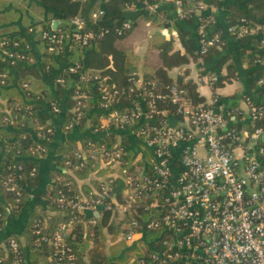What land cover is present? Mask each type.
Segmentation results:
<instances>
[{
  "label": "built area",
  "instance_id": "obj_1",
  "mask_svg": "<svg viewBox=\"0 0 264 264\" xmlns=\"http://www.w3.org/2000/svg\"><path fill=\"white\" fill-rule=\"evenodd\" d=\"M86 2V0H79ZM172 3L183 17L182 0H164ZM204 1L197 2V8L205 7ZM155 5H149L152 10ZM103 10L92 13L96 19ZM85 20L74 17L70 23L76 28L73 33L62 30L45 31L29 28L30 34L39 35L45 42V49L51 55H58L67 48V41L85 46L95 36L84 31ZM129 24L124 23L123 28ZM229 32L232 30L229 28ZM241 28L237 36L245 34ZM264 42V26H262ZM220 43L218 35L208 36L204 25L199 27V54L204 56L208 49ZM2 56L15 62H32V58L23 53L26 46L19 49L18 43L0 42ZM66 72L78 75L80 81L93 80L97 84L98 109L103 114L104 125L96 130L110 127L116 131L133 132L134 141L123 146L118 143L88 141L64 158L63 171L72 174L82 169L88 161H94L99 168L106 170L99 182V192L94 197L67 195L70 184L61 178L63 191H58L56 206L59 210H70L84 216L87 211H110L119 224V240L134 245L141 250V256H135L128 264H264V167L257 155L264 157V144L260 135L264 127L254 128V121L263 117V110L257 104L247 102L251 128L240 135L236 128L227 127L226 117L230 111L222 106H193L177 87L169 88L170 102L176 106L178 119L186 124L174 126L168 114L159 111L156 101L165 96L154 91V83L141 87H132L129 93L139 91L131 98L124 109L114 108L119 103V92L113 86H107L96 75L82 73L79 64H69ZM215 81V77L211 78ZM55 82L63 84L57 77ZM5 85V75L0 74V86ZM23 88L29 90L27 84ZM76 92L73 97L75 106L73 117L65 124L70 130L78 125L82 109H86L85 99L89 92ZM37 100L41 99L39 92ZM217 102V103H216ZM27 101L24 111L31 108ZM214 106V107H213ZM224 109V111H223ZM17 110L20 109L17 107ZM50 111L58 113V106L50 104ZM20 115H11L10 110L2 118L3 123L14 126L20 123ZM37 127L33 132L35 144L27 152L28 157L37 159L45 153L49 142L46 135H52L49 128L43 132ZM6 148V145H3ZM198 149L203 153L198 154ZM133 151L136 162L148 166L149 172L142 170L129 174L123 169L122 155ZM19 153V151H17ZM11 169L18 171L11 173ZM7 174H0V189L10 195L13 209L19 210L22 188L19 185L23 177L35 178L36 167L25 174L22 165L8 167ZM115 180H121L124 188L119 198L111 195ZM12 206V205H11ZM146 215L144 217L143 215ZM2 213L0 211V231ZM62 224L51 237H41L40 241L50 246L53 260L50 264H77L76 258L66 243L72 221ZM93 225L95 220L88 219ZM150 231L156 237L144 242V233ZM34 235H40V227L34 225ZM8 252L14 259L12 264H21L19 242L8 239ZM0 257V264L6 259Z\"/></svg>",
  "mask_w": 264,
  "mask_h": 264
},
{
  "label": "crops",
  "instance_id": "obj_2",
  "mask_svg": "<svg viewBox=\"0 0 264 264\" xmlns=\"http://www.w3.org/2000/svg\"><path fill=\"white\" fill-rule=\"evenodd\" d=\"M77 1V0H74ZM106 0H88L86 3L85 17L92 19V13L103 10ZM205 7L198 9L194 0H184L183 7L187 12L185 16L180 17L176 7L164 0H130V4L121 9L122 17L127 23H133L134 28L123 40L115 43L117 49L129 51L123 60L124 65L131 71L130 76L133 79L134 87L143 85V70L147 66L146 60L151 44L167 56L173 53L179 54L187 59V64L169 68L165 71L166 77L172 82L183 76L190 80L197 89L198 94L205 100L206 105L222 106L226 111H230L227 120V127L236 128L240 135L249 131L251 122L249 121V109L247 102L250 101L262 107L264 116V42L262 36V26H264V0H220L215 6L204 1ZM149 5H155L150 10ZM144 14H148L152 19L147 20ZM252 20L253 27L247 30L240 37L238 31L243 28L244 22L237 26L233 23L238 16ZM64 15L60 9L51 5H46L42 0H0V30L3 31L0 37H18L21 38L22 46L27 47V51L33 52L36 61L32 60L40 74L41 82L51 89V97L56 99L54 79L66 70L65 61L59 60L56 55L53 59L54 69L47 72L40 66L41 53L37 51L39 38L28 32L29 28L42 30L43 26L48 25L51 31L61 29L64 24ZM203 19V20H202ZM204 25V31L207 35H218L220 44L211 49L205 58H192L199 48V27ZM255 25V26H254ZM232 32H229L228 29ZM246 28V27H244ZM247 29V28H246ZM1 33V32H0ZM211 34V35H210ZM107 55V60L111 61V55ZM148 63V60H147ZM82 73H98L87 68L86 57L82 58ZM166 64L170 60L166 59ZM112 69L111 66H109ZM126 75V74H125ZM79 77L75 75L74 78ZM215 77V81L211 78ZM118 82L120 81V77ZM14 81V80H13ZM77 81L71 84L75 88ZM17 87V83L13 82ZM75 86V87H74ZM68 91L65 90L63 97L57 101L58 113L51 115L49 124L52 127L51 141L45 145V153L40 155L34 162L36 163L37 174L33 180H28L21 185L24 195L23 204L19 210L13 209L9 204L5 205L6 215L4 224L0 231V249H4V242L7 238L15 236L22 248L28 254V247L23 237L29 222L34 215L45 218L53 217L56 212L51 211L47 202L50 191L54 186V175L58 173L69 174L62 169L61 155L58 149L67 142L75 143L78 148L82 139H90L94 142L118 143L125 139L128 143L134 141L133 132L116 131L110 127L102 130L92 128L90 125V114L94 111L101 115L96 102L97 95L94 90H90V99L92 102L88 106V117H86L84 130H78V126L71 130H65L67 115L72 113V107L67 105ZM125 101L116 103L114 108L124 109ZM213 106V107H214ZM223 109V111H224ZM99 112V113H98ZM170 123L174 126H182L186 123L175 116H168ZM99 126L104 125L103 116L99 117ZM14 132L10 126L5 129ZM109 135L113 138L109 139ZM6 142L12 140L9 135L3 136ZM34 139V137H33ZM35 140V139H34ZM260 141V139H259ZM1 150L3 142L0 141ZM4 148V147H3ZM76 150V149H75ZM261 165L264 167V157L257 155ZM102 176V175H101ZM94 174L89 175L87 179L76 180L78 189L88 187L93 189V181L100 182V178ZM0 195V201L1 200ZM4 203V202H3ZM100 212L87 211L84 213L85 220L89 218H98ZM113 222V220H112ZM70 235V231L68 233ZM118 241L119 238H117ZM123 242V241H121ZM110 245V242H107ZM125 242H123L124 244ZM127 248H134V245L125 243L118 257L109 259L110 264H114L116 259L123 257ZM50 258L46 254L39 258L38 264H50Z\"/></svg>",
  "mask_w": 264,
  "mask_h": 264
},
{
  "label": "trees",
  "instance_id": "obj_3",
  "mask_svg": "<svg viewBox=\"0 0 264 264\" xmlns=\"http://www.w3.org/2000/svg\"><path fill=\"white\" fill-rule=\"evenodd\" d=\"M42 1L46 5H51L63 12L65 24L60 30L66 33L75 32L76 28L70 23V20L74 17L81 16L86 21L84 31L92 32L95 36L85 46L68 40L67 48L56 55V57L61 61H65L67 64H79L82 67V58L85 56L87 68L96 72L98 71V73H90L87 75H96L105 85L115 87L119 92L118 100L120 102H130L131 98L138 94L139 91L135 90L134 92L129 93V89L132 87L134 88L133 79H131L132 77L129 74L131 71L123 63L124 58L127 56L126 53L129 51L117 49L115 46L116 42L126 38L130 31L134 28L133 23H129L128 28H123V24L127 23V20L122 17L121 9L123 6L130 4V0H106L103 15L95 21L88 20L84 15L86 11L85 4L88 0H86L84 5L79 0ZM183 1L184 0H182V3ZM198 1L200 0H194L195 5ZM219 1L220 0L209 1V3L215 6L219 3ZM182 13L185 16L187 15L184 7L182 8ZM144 16L147 20H150V18L152 19V16L150 17L148 14H144ZM241 20L245 23L243 26L246 27L248 31L253 27L252 20L242 17V15L238 16V19L234 21L233 26H237V24L241 23ZM42 28V30L51 31L48 25H45ZM33 29L36 30L34 27ZM3 31H8V29L0 30L1 35ZM36 36L39 38L37 51L41 53L40 66L49 72L50 69L53 70L55 67L52 62L55 56L47 53L45 49V42L40 39L39 35ZM0 42H16L19 44V49L23 48L21 38L18 37H0ZM219 44L220 43L210 47L204 56L199 54L198 48L192 58L195 60L198 57H207L211 49L217 47ZM3 49H8V46L0 48V74L5 75V85L0 86V141L7 147H2L1 150L0 146V174L9 173L7 170L8 167L14 165H22V173L25 174L31 167L37 166L34 162L35 159L28 157L29 154L27 152L28 148L36 143L33 139V132H36L37 127H42L43 131L41 132L43 133L49 128L52 129L49 124V120L51 119V115H56V113H52L50 111V104H56L57 101L63 97L64 91L69 90L67 93L69 99H67L66 102L70 108H73L75 106V100L73 97L75 96L76 89L71 88V84L77 81L76 85L79 87V93H86L90 90H94L96 95L97 84L93 80L87 82L80 81L79 77L74 78L75 75L69 74L65 70L58 76L63 79V84H55L56 99H53L51 97V89L41 82L40 74L34 64H30L29 62L11 63L2 56L1 50ZM149 49L150 50L147 55L148 63L146 60L147 66L143 70L142 82L143 85L147 83H154V91L162 96H165L162 100L156 101L157 109L159 111H164L170 116L176 115V106L170 102L168 97L169 88L173 86L183 92L184 97L191 105H202L206 107L207 105L205 100L198 94L196 86L190 80L186 79L185 76L179 78L177 82H172L165 75V71L169 68L187 64V59L175 53L167 56V51L162 54L155 44H151ZM23 53L29 55L32 60L36 61V56L33 52ZM107 53L111 55L110 62L107 60ZM263 54L264 52L260 53V55ZM166 59L170 60V64H166ZM109 66H111L112 69H110ZM117 77H120L121 82L117 81ZM55 80L56 78L54 79V82ZM13 82L17 83V87L13 85ZM24 84H27L29 90L23 88ZM36 92L40 93L39 96H41V99L39 97L37 100L38 95ZM263 94L264 90L262 91V95ZM27 101L30 102L29 104L31 105V108L29 111H24ZM84 102L88 108L92 101L87 98ZM96 102H99L98 97L96 98ZM17 107L20 109L19 111L17 110ZM87 108L81 110L82 116L77 125L79 127L78 130L80 131L84 130L86 117L89 115ZM9 110L11 115L18 114L20 115L19 117L22 118L20 123L10 126L15 130L14 132L6 131L5 129L8 128L9 125L3 123L2 120V118L6 115V112ZM101 115L103 116V114ZM101 115H98L95 111L90 114V125L93 129L99 127L98 120ZM72 117V113L68 114L65 124L70 122ZM253 127H264V116L254 121ZM5 135H9L12 140L6 142L3 138ZM46 138L49 139L50 142L52 135H46ZM111 138H113V136L109 135L110 140ZM88 141H90V139H82L80 143L83 145ZM121 144L125 146L129 143L123 138L121 139ZM75 149V143L67 142L57 150L58 154L62 156L60 160L62 167L64 158L70 156ZM17 151H19V153H17ZM134 160L135 156L133 151H127L124 155H122L121 161L124 165L123 169L126 170L127 173L136 174L140 170H142L143 173L149 172L147 165L142 162L134 163ZM106 172V170L100 169L98 164L94 161H88L82 169L73 172L72 176L65 173H58L54 175V186L50 191V195L48 197L49 201L47 204L51 211L56 212V215L53 217L46 216L45 218H43L44 216L40 217L36 215L32 217L27 229L23 233V237L28 247V254H26L25 250L19 243V256L21 258V264H38L39 258L44 257L46 254L50 258V262H52L53 257L50 250L51 248L47 244L41 242L40 238L51 237L60 225L68 223V221L74 217L75 219L72 221L70 235H67L66 237V243L74 253L77 264H110V258L118 257L120 255L124 244L123 242L117 240L118 236L115 237V231L118 230L119 232L120 227L115 220V216H113L110 211L101 210L100 216L98 218H93L95 223L90 225L88 220H85L84 216L77 215L75 212L70 210H59L56 206L58 191L65 190L62 187L63 182L56 180L58 177L70 184V191L67 192V195H80L88 198L94 197L95 194L99 192L100 184L97 181H93V189L88 187L78 189L76 180L87 179L89 175L94 173L96 177L101 175L103 176ZM11 173L17 174L18 171L11 169ZM27 179L33 180L34 178L23 177V179L20 180L19 185H22L24 181H27ZM123 188L124 186L122 181L115 180L110 191L111 195H114L118 199ZM0 195L2 198L1 200L4 202L0 201V211L2 213L1 226H3L6 215L4 204L6 203L12 205L13 207V202L11 196L4 193L2 189H0ZM23 198L24 195L22 193L20 207L23 204ZM143 216L146 217L145 214ZM34 225H38L40 227V235L33 234ZM155 237V233L147 231L144 233V242L148 243ZM10 238L17 240L15 236H11L6 239L4 242V249H0V257L6 256L7 258L1 264H12L14 260L10 252L7 250L9 249L7 241ZM108 241L110 242V245H108ZM141 250L150 251V249L132 248L128 251V253H134L135 256H141ZM126 253L127 250L123 254V257L115 260L114 264H126L128 262Z\"/></svg>",
  "mask_w": 264,
  "mask_h": 264
},
{
  "label": "rangeland",
  "instance_id": "obj_4",
  "mask_svg": "<svg viewBox=\"0 0 264 264\" xmlns=\"http://www.w3.org/2000/svg\"><path fill=\"white\" fill-rule=\"evenodd\" d=\"M202 153H203V151L201 149H198V154L201 155ZM119 233H120V230H119V232H118V230H116L115 231V234H116L115 237H117L119 235ZM124 246H125V243H124ZM128 251H130V248H127V253H126V257L128 258V262H129V261H131L135 257V254L134 253L133 254H130V253H128Z\"/></svg>",
  "mask_w": 264,
  "mask_h": 264
},
{
  "label": "water",
  "instance_id": "obj_5",
  "mask_svg": "<svg viewBox=\"0 0 264 264\" xmlns=\"http://www.w3.org/2000/svg\"><path fill=\"white\" fill-rule=\"evenodd\" d=\"M260 143L264 144V133L260 135Z\"/></svg>",
  "mask_w": 264,
  "mask_h": 264
}]
</instances>
